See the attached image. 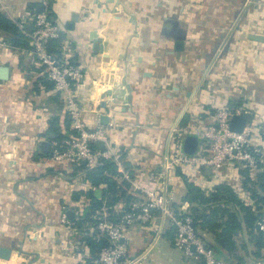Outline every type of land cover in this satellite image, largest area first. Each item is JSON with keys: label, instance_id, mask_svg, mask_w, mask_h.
<instances>
[{"label": "crops", "instance_id": "obj_1", "mask_svg": "<svg viewBox=\"0 0 264 264\" xmlns=\"http://www.w3.org/2000/svg\"><path fill=\"white\" fill-rule=\"evenodd\" d=\"M38 7L60 28V57L83 73L74 94L86 111V127H103L118 156L116 182L129 197L128 210L144 201L141 189L154 188L164 172L176 130L203 129L218 109H241L255 144L258 137L264 141V131H258V125L264 128V0H0V13L27 38L25 28L31 32ZM173 24L185 36L181 50L169 35ZM92 32L102 40L98 52L90 44ZM15 37L0 30V68H6L5 78L0 76V247L11 251L0 264H86L90 249L81 240L92 223L69 228L60 216L71 221L76 204L85 214L86 194L93 189L84 170L39 156L50 119H58L66 137L72 135L70 120L61 95L39 82L28 43L13 46ZM180 142L184 154L207 153V140L190 131ZM186 171L175 166L167 185L175 209L185 203ZM203 173L205 178L198 177L208 182L209 192L211 172ZM223 176L236 186V172ZM104 188H97L100 195ZM124 207L119 201L112 210ZM152 227L127 226L131 255L145 247ZM160 242L172 248L166 237Z\"/></svg>", "mask_w": 264, "mask_h": 264}, {"label": "built area", "instance_id": "obj_2", "mask_svg": "<svg viewBox=\"0 0 264 264\" xmlns=\"http://www.w3.org/2000/svg\"><path fill=\"white\" fill-rule=\"evenodd\" d=\"M60 32V28L49 19L48 14L40 12L34 16L28 37V49L33 62L41 69L39 74L45 75L53 90L61 95L70 120V130L74 133L68 135L62 142V150L58 149L57 143L53 144L54 150L49 159L53 164H68L75 168L82 165L86 169H91L108 159H112L117 165L118 156L109 145L103 127L88 129L84 123L83 115L86 111L79 105L73 90L83 78L82 71L67 58L61 57L57 60L47 51L48 43L57 39ZM234 114L244 113L241 109L221 108L214 113L211 123L205 125L203 129L195 127L191 130H176L172 138L171 152L164 164V172L157 176L158 181H154V188L141 189L145 197L144 201L140 202L135 210L124 212L118 222L111 221L104 210L92 216L93 223L89 229V236L105 238L107 241V245L103 246L92 260L93 264H149L153 249L165 239V229L172 232V248L183 253L186 258L198 264H228L217 258L206 241L196 232L188 215L189 205L184 203L177 209L172 207L167 185L171 182L172 172L177 165L185 166L187 182L201 187L206 194L211 192L214 186L226 183L223 173L230 170L236 172L238 165L252 170L257 164L264 167V141L258 137V145L255 144L252 138V125L248 123L241 133L232 132L229 122ZM189 131L207 140L206 155L189 156L182 152L180 136ZM98 142L104 144L103 150L94 147ZM205 169H210V178L214 183L209 192H206L208 182L201 181L198 177L205 178L203 175ZM234 180L235 187L233 183L226 184L233 186L234 189L239 187L238 189L241 190V177ZM84 205L86 206L87 203ZM82 207L81 204H76L71 221L65 213H62L61 224L76 228V222L84 216ZM153 213L155 216L152 215ZM136 225L153 226L152 235L142 250L131 255L124 240L127 226ZM256 227L264 234V218L256 223ZM83 231L85 233L86 230ZM244 264H264V247L259 258L248 259Z\"/></svg>", "mask_w": 264, "mask_h": 264}, {"label": "trees", "instance_id": "obj_3", "mask_svg": "<svg viewBox=\"0 0 264 264\" xmlns=\"http://www.w3.org/2000/svg\"><path fill=\"white\" fill-rule=\"evenodd\" d=\"M51 17L52 15L49 14V18ZM0 30L15 34L16 37L11 40L13 46L27 45L28 38L25 34L18 31L16 26L1 13ZM60 40L59 36L47 45L48 53L57 60L61 58ZM70 63L73 64L71 61ZM40 71L39 68L38 73ZM41 77L39 82L52 87L45 75ZM71 134L74 133L71 131ZM47 135H54V142L57 143L58 149H63L62 142L66 136L60 132L56 117L50 119ZM94 147L96 148L95 145ZM52 150L54 149L52 148ZM52 150L48 154L39 153V156L49 157ZM78 169L84 170V176L93 190L100 185L105 186L99 197L95 196L93 190L87 192L89 206L84 216L76 222L78 227L87 221L93 223L92 216L103 207L106 208L108 218L113 222H118L124 212L130 211L127 207L129 197L116 182L120 174L112 159L104 160L91 169H86L82 165ZM236 173L241 177V190L247 194L251 205L241 203L237 198V190L226 183L214 186L211 192L206 194L199 187L185 180L186 194L183 197V202L189 205L188 215L191 217L198 235L206 241L217 258L228 264H244L248 259L259 258L264 247V234L259 232L256 227V223L264 218V167L257 164L256 168L252 170L238 165ZM122 186L126 188L128 184L123 181ZM119 201L123 202L125 207L119 213L114 212L112 208ZM243 231L247 232L248 241L238 244L236 238ZM165 237L171 240L172 232L167 231ZM81 241H84L90 249L91 257L86 261V264H93L92 260L98 251L107 245L105 238L98 239L96 236H86ZM249 245L252 246V250H249Z\"/></svg>", "mask_w": 264, "mask_h": 264}, {"label": "water", "instance_id": "obj_4", "mask_svg": "<svg viewBox=\"0 0 264 264\" xmlns=\"http://www.w3.org/2000/svg\"><path fill=\"white\" fill-rule=\"evenodd\" d=\"M113 1L114 0H108L109 3H112ZM29 8H32V5H30ZM36 11L38 13L42 12V7L36 8ZM165 22L168 23L170 21L166 20ZM168 25H169V23L166 24L165 27L168 28ZM173 26H174V24H173ZM174 27H175L174 31L172 33H170L169 35L173 36L174 39L176 40V49L181 50L182 49V42H183L185 36L182 32H179V30L177 29L176 26H174ZM25 31L29 34L31 33L30 30H27L26 28H25ZM90 37H91L90 44L92 45L93 50L95 52H98L101 49L100 48V44L102 43L101 38L98 37V34L96 32H92L90 34ZM249 38L252 40H256V41H261L263 39L262 36H258V35H254V34H250ZM5 74H6V68L5 67L0 68V76H2L1 78L4 79ZM126 89L128 91H130L129 87H126ZM107 94H109V93H107ZM127 99H128V102L131 103V100H130L131 97L128 96ZM101 105L104 107V102H101ZM104 119L106 120V117H103V120ZM246 124H247V118L245 116L235 115V114L231 117L230 122H229L230 130L234 133H241L243 131L244 127L246 126ZM54 138H55L54 135H49L48 139L46 141L41 142L40 146H39V152L42 154H48L51 151L50 140H53ZM97 146H99L100 150H102L104 144L102 142H98ZM207 172H210V169H207ZM94 194L96 197H99L100 196V190L95 189ZM10 252L11 251L9 249L0 247V259L3 261H8L10 259Z\"/></svg>", "mask_w": 264, "mask_h": 264}, {"label": "rangeland", "instance_id": "obj_5", "mask_svg": "<svg viewBox=\"0 0 264 264\" xmlns=\"http://www.w3.org/2000/svg\"><path fill=\"white\" fill-rule=\"evenodd\" d=\"M246 6H247V8L250 6L249 1L245 5V7ZM245 112L246 111H243V113H244L243 116L246 115ZM245 117H247V116H245ZM258 117H260V116H258ZM260 119H262L264 122V116H261ZM248 124L250 125V123H248ZM260 127L261 126L258 125V131H261V132L264 131L263 130L264 128L263 127L260 128ZM263 133L264 132H262L261 134H263ZM261 138H264V135H261ZM237 198L244 205H251V202H250L247 194L244 191L243 192L238 191L237 192ZM236 240H238V244H240L242 241H244V242L248 241L247 232L246 231L241 232L237 236ZM251 247L252 246L249 245V250H252ZM155 263H158V264H198L197 262L193 261L192 259L186 258L183 255V253H181L180 251H177L173 248H170L166 242H164V243L160 242L153 249L152 259H150L149 264H155Z\"/></svg>", "mask_w": 264, "mask_h": 264}]
</instances>
